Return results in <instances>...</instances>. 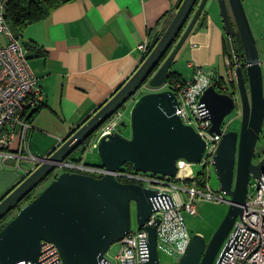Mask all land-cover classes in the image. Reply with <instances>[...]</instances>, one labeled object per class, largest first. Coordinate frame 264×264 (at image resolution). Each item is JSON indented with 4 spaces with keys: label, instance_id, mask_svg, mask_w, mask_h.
<instances>
[{
    "label": "water",
    "instance_id": "1",
    "mask_svg": "<svg viewBox=\"0 0 264 264\" xmlns=\"http://www.w3.org/2000/svg\"><path fill=\"white\" fill-rule=\"evenodd\" d=\"M216 1L225 35L231 40L232 14L246 58V74L238 62L235 65L237 90L234 94L221 93L212 85L199 102L201 109L208 111L212 134H222L225 119L236 108L241 109L240 131L223 134L214 159L220 192L230 197V209L209 241L198 234L190 238L177 264H215L237 219L243 215L250 178L260 182L264 175V156L254 163L264 126V79L259 49L243 0ZM208 2L182 0L172 21L130 79L0 202V223L17 212L0 228V264L36 263L43 241L59 248L63 264H102L112 245L132 228L131 203H136L137 223L143 227L153 211L151 198L157 195L140 185L120 182L113 173L132 163L136 171L174 177L177 161L200 163L206 141L176 114L179 103L175 93L167 90L135 96L147 82L154 89L164 86L176 56L193 33ZM129 101H133L131 137H124L119 129L101 135L97 141V152L108 174L97 178L63 172L19 209L60 164ZM126 126L121 123V128ZM148 232L146 264H161L156 228ZM229 249V245L224 247L216 264H222Z\"/></svg>",
    "mask_w": 264,
    "mask_h": 264
},
{
    "label": "crops",
    "instance_id": "2",
    "mask_svg": "<svg viewBox=\"0 0 264 264\" xmlns=\"http://www.w3.org/2000/svg\"><path fill=\"white\" fill-rule=\"evenodd\" d=\"M181 2L75 0L22 32L44 102L32 114L27 151L19 157L20 137L0 151V202L130 79L143 62L139 45L159 40ZM226 41L222 18L204 11L174 61L184 58L190 74L171 70L185 80L199 67L222 77Z\"/></svg>",
    "mask_w": 264,
    "mask_h": 264
},
{
    "label": "built area",
    "instance_id": "3",
    "mask_svg": "<svg viewBox=\"0 0 264 264\" xmlns=\"http://www.w3.org/2000/svg\"><path fill=\"white\" fill-rule=\"evenodd\" d=\"M5 3L6 0H0V151L10 149L13 142L20 137L19 157H21V153L27 151L30 130L25 115L30 109L42 104L44 97L21 40L13 36L5 21ZM150 46L148 41L139 45L143 60L152 51ZM226 65L229 67L228 74L232 81L231 65L227 57ZM217 77L214 71L199 67L196 68L191 80L173 79L159 89L149 85L141 87V94L145 91L174 92L179 103L176 114L185 125L192 126L206 141V150L198 163L202 166V170L198 173L193 171V163L186 160L177 161V173L174 177L121 169L113 173L122 183L137 184L157 194L151 198L153 211L145 225L139 227L137 231L130 230L118 242L120 250L115 257V264H146L149 257L148 229L151 228H156L157 231L158 252L169 255L176 253L177 256H181L191 238L183 214L196 216L199 201H225L222 192V194L216 193L210 188L209 175L223 134L228 132V124L223 122L222 134H212L210 132L212 123L207 117L208 111L202 110L199 104L201 96L212 86ZM225 89V86L221 88L223 92ZM122 119L123 114L119 110L102 127L98 138L121 129ZM97 141L98 139L88 150H96ZM59 167L64 168V172L91 176L95 173L103 177L109 173L104 167L88 165L83 161L77 163L66 160ZM226 245H229L230 249L222 264H264V175L258 182L256 196L247 198L243 206V215L235 224ZM108 252L105 254L106 261L102 264H114L108 257ZM20 264H63V261L59 248L52 242L43 241L37 262L28 261Z\"/></svg>",
    "mask_w": 264,
    "mask_h": 264
},
{
    "label": "rangeland",
    "instance_id": "4",
    "mask_svg": "<svg viewBox=\"0 0 264 264\" xmlns=\"http://www.w3.org/2000/svg\"><path fill=\"white\" fill-rule=\"evenodd\" d=\"M243 4H244L245 11H246V15L250 23V27L252 29L253 35L256 39L257 46L259 49V55H260V61L262 64L263 79H264V41H263L264 40V0H243ZM205 11H211L213 16L220 17L221 19L219 6L216 0H209ZM229 11H230V8H229ZM230 14H231V11H230ZM232 40H233V37H232ZM230 41L231 39L229 40L227 38L228 46H230ZM227 58L229 59V61L231 60L230 57H227ZM172 69L179 70L180 72H182V74L185 77H187L188 74H190V70L187 68V63L184 58L180 59L179 57H177L176 62L172 66ZM219 69H220L221 76L226 80L228 86H231L230 78L228 74L229 67H227L225 62L222 61ZM234 69H235V66L232 65L231 75H232L233 82L235 81ZM146 93L148 92L147 91L143 92V94H146ZM143 94H141L139 90L135 98H139ZM130 103H133V101H129L121 109V112L123 114L122 123L124 122L127 125L126 128H121L122 135L127 138L131 137L130 112H131V108L133 104L130 105ZM225 123L228 124V131L239 132L241 128V123H242L241 109L236 108L225 119ZM97 135L98 133L95 134L94 138H96ZM260 138L261 139L258 142V145L262 147L264 146V129L262 131ZM258 145H257V149H258ZM73 160L75 161L81 160L86 164L94 165L98 167L102 166V162L97 152V149L94 151L88 150L86 152H84L83 150H77L73 154ZM192 168L195 173H198L202 170V166L198 164H193ZM63 172H64V168L59 167L46 181H44L39 186V188H37V190H35L36 195L42 189H44L51 181H53V178L55 176H58L62 174ZM92 175L96 177H101L99 174H95V173H92ZM209 185H210V188L214 192L221 193L220 192V181H219V178L215 171L214 166L210 168ZM257 187H258V181L254 177H251L250 183H249V189H248V197L256 196ZM222 196L225 199L224 202H217L214 200L199 201L197 203L198 214L196 216H191L187 213L183 214L185 225H186V228H187V231L190 237L198 234L206 238L208 241L211 239V237L214 235V233L217 231V229L220 227V225L224 221L230 209V200H231L230 197H228L225 194H222ZM131 213H132L131 230L137 231L139 229V226L137 223V216H136L137 212H136L135 202L131 203ZM14 215H15V212H13L12 216ZM239 221H240V218L237 219L236 223ZM228 239L224 242L220 252L218 253L215 264L217 263L220 257V254L223 251ZM119 250H120L119 243H115L114 245H112V247L110 248L108 252V257L113 260L114 264H115V257L117 256ZM159 258H160L161 264H177L180 259V256H177L176 253H172L171 255H169L165 252H159Z\"/></svg>",
    "mask_w": 264,
    "mask_h": 264
},
{
    "label": "trees",
    "instance_id": "5",
    "mask_svg": "<svg viewBox=\"0 0 264 264\" xmlns=\"http://www.w3.org/2000/svg\"><path fill=\"white\" fill-rule=\"evenodd\" d=\"M75 0H6L5 3V21L11 30L13 36L17 39L21 40V34L22 32L30 25L35 24L37 22H40L50 16L57 8L71 3ZM229 40L230 38L227 37ZM157 43V42H156ZM153 44L150 46L151 49L156 45ZM24 47H28L27 44L22 43ZM224 49V54L226 57H230V65L232 67L235 66L236 61L238 62V65L243 69L244 74H246V65H245V52L244 47L241 41V37L238 32H234L233 30V40L230 41V46L227 45ZM144 61V60H143ZM177 80V81H186L184 78L181 77L178 73L172 71L170 69V72L168 74V77L165 81V83L171 81V80ZM246 82L248 83V80L246 78ZM231 86H228L227 82L223 77H217L214 79L212 85L215 86V88L221 92L226 94H234L237 90L236 82L232 81L230 82ZM144 85H149L148 82ZM225 86V92H222L221 88ZM42 107V104L36 106L35 108L30 109L27 114L25 115V121L30 125L32 121V114L34 111L38 110ZM97 134V133H96ZM93 135L90 137L81 147L80 150H83L84 152L88 151V148L93 143L94 139ZM261 139V138H260ZM260 141V140H259ZM260 149V150H259ZM257 157L256 160L261 159V157L264 155V146L260 147L258 145L257 149ZM67 160L69 161H75L73 160V155L70 156ZM77 163H81L82 161H75ZM94 166V165H93ZM102 167V166H99ZM121 170H128V171H136L134 168V165L132 163H127L124 165ZM55 178V177H54ZM53 178V179H54ZM36 193L34 192L32 195L28 197V199L25 200L24 203H22L19 206V209L23 207L25 204L30 202L34 197ZM17 212H15L16 215ZM13 213H11L9 216H7L1 223L0 228L3 227L13 216Z\"/></svg>",
    "mask_w": 264,
    "mask_h": 264
},
{
    "label": "flooded vegetation",
    "instance_id": "6",
    "mask_svg": "<svg viewBox=\"0 0 264 264\" xmlns=\"http://www.w3.org/2000/svg\"><path fill=\"white\" fill-rule=\"evenodd\" d=\"M230 18H231V22H232V28H233V30H234V32H238V29H237V26H236V24H235V21H234V19H233V16L232 15H230ZM239 33V32H238ZM264 41V40H263ZM245 62H246V58H245ZM236 63H237V61H236ZM236 63H235V65H236ZM245 65H246V63H245ZM223 92V91H222ZM225 92V91H224ZM263 129H264V126H263ZM263 131V130H262ZM262 134V133H261ZM260 137H261V135H260ZM258 145V144H257ZM264 156V155H263ZM262 156V157H263ZM256 157H257V155H256ZM255 157V158H256ZM261 157V158H262ZM259 160L260 159H258V160H256V159H254V163L256 164V163H258L259 162Z\"/></svg>",
    "mask_w": 264,
    "mask_h": 264
}]
</instances>
